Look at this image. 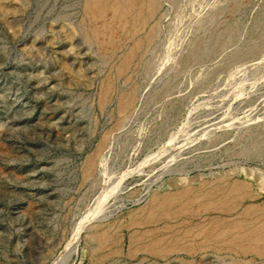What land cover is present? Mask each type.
<instances>
[{
  "label": "rangeland",
  "instance_id": "1",
  "mask_svg": "<svg viewBox=\"0 0 264 264\" xmlns=\"http://www.w3.org/2000/svg\"><path fill=\"white\" fill-rule=\"evenodd\" d=\"M82 2L0 0V264H93L95 245L84 230L76 244L75 231L126 223L163 181L161 192L242 169L264 201V0H182L186 22L161 0L150 68L115 80L104 109L100 83L117 60L87 38ZM132 85L137 105L117 131L115 97ZM107 133L95 175L83 180V163ZM118 234L121 254L99 264H227L206 248L130 258L129 229Z\"/></svg>",
  "mask_w": 264,
  "mask_h": 264
},
{
  "label": "bare ground",
  "instance_id": "2",
  "mask_svg": "<svg viewBox=\"0 0 264 264\" xmlns=\"http://www.w3.org/2000/svg\"><path fill=\"white\" fill-rule=\"evenodd\" d=\"M169 1L174 6L176 18L180 17L178 19L184 22L190 21L189 8L182 0ZM9 8L3 6L2 10L4 12L12 10ZM160 8L161 0H83L81 9L88 22L87 26L85 25L87 38L91 43L93 42L103 57L117 60L100 83L98 94L100 109H104L112 101L115 80L128 81L130 70L150 68L148 53L164 27L163 20L161 21L159 16ZM63 27L70 34L71 28ZM172 29L171 25L168 26L167 32H171ZM115 100L117 111L115 128L119 131L117 128L124 124L126 116L137 105V88L132 85L126 92H119ZM110 133L100 137L95 151L83 163L80 172L83 180H87L97 171L99 157L103 151H106L110 142ZM242 175L240 169L237 177L218 174V177L215 175L216 178L205 181L198 176L196 185H188L181 189L171 187L173 190L165 192L160 191L164 181L156 186L154 191L149 186L145 194L141 195L145 203L141 208L138 205L137 210L129 212L126 223L122 224L118 220L101 228L100 225H91L92 217L91 222H86L87 224L75 231L74 235L72 234L73 238L78 244L82 239L80 232L85 231L82 240L85 238L95 245L89 253V259L93 264H99L121 254V235L118 234V230L122 227L129 229V246L126 255L130 258L136 254L159 259H166L172 255L190 256L206 248L212 249L215 254L227 256L228 260H225L227 264H249L248 258L264 260V201L261 200V194L253 189L250 179L242 180ZM262 175L264 177V174ZM184 177L190 176L187 174ZM252 177H254L253 173ZM207 213L214 215L204 216ZM60 260L62 262V259Z\"/></svg>",
  "mask_w": 264,
  "mask_h": 264
}]
</instances>
